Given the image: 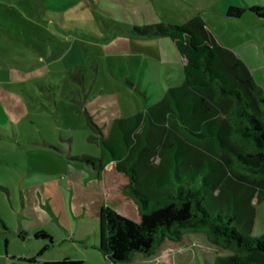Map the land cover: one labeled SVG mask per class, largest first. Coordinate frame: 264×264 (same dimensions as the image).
<instances>
[{"label": "rangeland", "instance_id": "1", "mask_svg": "<svg viewBox=\"0 0 264 264\" xmlns=\"http://www.w3.org/2000/svg\"><path fill=\"white\" fill-rule=\"evenodd\" d=\"M18 1L3 0L0 8V264L66 258L113 264L99 250L107 203L101 176L75 160L113 156L101 147L88 112L118 143L117 118L145 112L168 95L174 99L171 90L185 80V59L173 40L137 34L135 27L180 24L204 10L220 43L244 60L264 89V17L216 16L206 9L215 0H50L54 8L48 0H24L23 6ZM180 133L207 166L225 152L186 126ZM178 169L186 173L183 166ZM204 175L209 182L211 176L201 172L189 184H201ZM220 178V196L198 185L203 204L212 214L239 217L249 208L246 190L227 175ZM257 197L253 236L264 232V201L257 203ZM124 209L139 220L132 206ZM40 230L53 241L35 238ZM230 254L197 232L182 242L166 241L153 257L137 254L130 264H207ZM23 255L36 260L23 261Z\"/></svg>", "mask_w": 264, "mask_h": 264}, {"label": "trees", "instance_id": "2", "mask_svg": "<svg viewBox=\"0 0 264 264\" xmlns=\"http://www.w3.org/2000/svg\"><path fill=\"white\" fill-rule=\"evenodd\" d=\"M249 10L264 17V7ZM244 12L232 6L226 15L239 18ZM135 32L171 38L186 59L185 80L171 90L174 99L168 95L145 112L117 119L118 146L113 134L104 137L88 116L92 130L101 135L103 150L113 152L106 161L88 155L75 158L99 172L107 196L101 211L99 250L113 264H130L137 254L153 257L166 241L182 242L186 235L200 232L210 243L231 251L207 264H264V232L252 235L257 215L253 200L258 195L257 203L264 201V89L199 14L182 24L135 27ZM182 126L207 145L221 147L224 154L205 165L204 157L182 138ZM125 142L127 146L119 150ZM201 172L211 180L204 175L201 184H189L188 179ZM220 175L243 184L240 188L246 190L249 208L239 217L237 213L212 214L203 204L200 186L220 196L224 185ZM144 187L150 194L144 193ZM124 206L137 210L139 220L126 216ZM35 238L52 240L44 230L36 232ZM82 263L66 258L42 264Z\"/></svg>", "mask_w": 264, "mask_h": 264}, {"label": "crops", "instance_id": "3", "mask_svg": "<svg viewBox=\"0 0 264 264\" xmlns=\"http://www.w3.org/2000/svg\"><path fill=\"white\" fill-rule=\"evenodd\" d=\"M47 4L50 8H54V5L52 4V2H50V0L47 1ZM3 5V0H0V8L1 6ZM18 5H26V2L24 0H19L18 1ZM232 6H236V7H240V8H243L245 9V12H250V13H253L251 10H249L251 7H255V6H259V7H264V0H215V2L212 4L211 8H206V9H209L211 11V13H213L214 15L216 16H221V17H225V18H231V17H228L226 14H227V11L230 7ZM208 10V11H209ZM244 12V13H245ZM195 14H199L203 21L205 22V25L207 26V28H209L215 35L216 37L218 38L217 34L211 29L209 23L207 22V17L206 15H209V14H206V12L204 10H196V11H193L191 14H189L184 20L182 23H185L191 16L195 15ZM256 14V13H255ZM257 15V14H256ZM257 17H260L257 15ZM180 23V24H182ZM230 49V48H228ZM232 50V49H230ZM238 56V55H237ZM243 62L244 60L238 56ZM184 58V57H183ZM185 59V58H184ZM185 64H186V59H185ZM184 64V66H185ZM245 64V62H244ZM246 65V64H245ZM247 66V65H246ZM78 67V66H77ZM255 78V77H254ZM256 79V78H255ZM153 106V104L151 105ZM88 115L89 112H88ZM133 116V115H132ZM92 118V117H91ZM117 119H121V118H117ZM116 119V120H117ZM116 120L114 122V129L116 128L115 127V123H116ZM98 125V124H97ZM99 126V125H98ZM100 127V126H99ZM102 129V133L104 135V137H106V135L104 134L103 132V128L100 127ZM109 166V165H108ZM95 170V169H94ZM56 213V211H55ZM58 217V216H57ZM26 234V232H25ZM29 234V233H27ZM34 256V255H33ZM33 256H26V255H23V256H20V258H24V259H31ZM13 258H15V256H13Z\"/></svg>", "mask_w": 264, "mask_h": 264}]
</instances>
